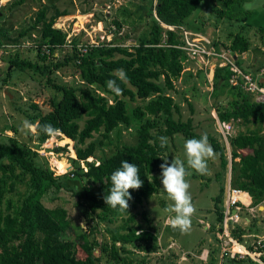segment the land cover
I'll return each instance as SVG.
<instances>
[{"label": "trees", "instance_id": "1", "mask_svg": "<svg viewBox=\"0 0 264 264\" xmlns=\"http://www.w3.org/2000/svg\"><path fill=\"white\" fill-rule=\"evenodd\" d=\"M203 1L141 0L137 10L139 20L145 21V33L138 38L137 43L128 46L109 42L84 44L86 50L81 52L77 47L81 35L72 38V55L53 66L57 69L74 60L83 83L60 85L51 82L49 78L48 83L59 96L50 98L48 111L38 112L30 116L28 121H38L41 125L51 124L60 129L63 137L75 142L76 158L73 160L72 171L84 181L83 187L75 192L76 202L84 218L89 221L96 217L99 221L110 223L118 217L129 215L122 226L127 231L119 236L113 235L110 244L98 243L94 228L74 229L71 238L68 234L71 223L66 209L49 208L42 201L47 192L62 187L60 176L55 174L48 160L36 148L15 136L0 134V264H96L100 260V256L94 254L98 247L101 251H109L112 259L110 264H120V249L123 252L127 249L117 246V241L130 245L144 240L155 241V233L148 228L142 229L140 235L136 236L141 225L135 223L133 210L142 206L158 190L162 158L171 162L165 157L169 142L162 148L159 137L165 136L172 140L175 134H181L187 139H199L201 136L195 132L191 115L182 118L180 105L169 92H177V82L185 83L194 76L189 69L186 70L189 56L176 45L183 43L182 29L194 32L199 29L188 19L203 5ZM24 2L10 0L7 3L14 7ZM223 4L225 9L220 10V16L242 23L249 17L250 12L243 10V0H224ZM46 13L45 8L39 9L31 25V28L43 25L41 40L37 42L41 59L48 56L42 47L46 46L51 51L49 55L54 56L59 48L67 44L66 32L56 28L54 23L57 17L68 13L55 10L48 20ZM1 22L2 16L0 26ZM113 23L118 29L122 26L119 20H113ZM241 27L244 28L243 24ZM230 38L229 48L236 57L249 50L250 40L242 30ZM10 42L0 35V48ZM9 62L18 68L26 64L30 68L39 69L37 64L18 60L16 56L9 58ZM235 62L243 73L252 72L237 59ZM117 69L125 70L128 77L126 82L117 79ZM203 71L202 67L197 70L196 81L203 79ZM232 74L228 65L216 67L209 97L216 106L220 123L243 124L246 130L230 135V160L226 148L214 136L207 134V137L219 156L221 167L227 169L230 162L231 185L246 191L251 196L252 205L256 206L264 202V102L256 100L255 94L246 89L240 77L236 78L234 84L231 81ZM252 76L255 78V74ZM110 79L116 80L122 89L121 95L108 91L112 95L111 102L93 87H107ZM193 86H196L195 81ZM120 96L130 100L139 98L144 100V104L136 106L132 115H129L126 102ZM185 100L192 113V103ZM132 117L139 123L134 144H124L98 161L87 160L96 150L93 141L85 145L87 139L93 138L96 133L108 138L109 133L120 124H130ZM81 119H84L82 125ZM29 137L36 147L49 138L42 132L39 135L29 132ZM122 160L136 164L140 169V179L144 182L140 189L129 190L132 195L128 209L130 214L114 210L104 201V196L109 194L111 188V173L120 167ZM20 186H23V191H19ZM220 187V194L215 197L216 204L221 202L223 186ZM243 196H246L245 193H242ZM218 214L221 221V209ZM144 218L149 222L146 215ZM77 248L85 253V257H76ZM155 248L154 245L147 246L146 253ZM258 251L263 252L259 256L264 260V245L259 246ZM246 259H231V263L257 264Z\"/></svg>", "mask_w": 264, "mask_h": 264}, {"label": "rangeland", "instance_id": "2", "mask_svg": "<svg viewBox=\"0 0 264 264\" xmlns=\"http://www.w3.org/2000/svg\"><path fill=\"white\" fill-rule=\"evenodd\" d=\"M9 1L0 2V16H2L0 35L4 36L5 40L12 42L0 48V134L15 136L28 143L31 147L36 148L37 152L48 160L55 174L60 176L59 181L62 187L58 190L53 189L47 192L43 196L42 201L49 208L63 207L66 209L71 223L68 231L69 236L73 238L74 229L79 231L81 229L94 228L97 242L110 244L113 241V235L119 236L126 233L127 230L122 228V226L127 222L129 215L118 217L110 223L99 221L96 217L87 221L81 213V208L77 204L75 196V192L84 185L82 178L72 171L73 160L76 158L75 142L73 140L64 141L63 135L59 133L55 137H49L36 147L34 141L29 137L30 131L23 129L22 122L29 120L30 116L38 112L48 111L50 109V98L59 96L48 83L47 80L49 78L51 82L60 85H80L83 83L80 81L74 60H70L66 65L57 69L53 66L54 63L64 62L65 57L72 55V38L74 36L81 35L80 42L77 44L79 51H83L84 44L99 45L102 42H109L128 46L137 43L138 38L145 33L146 28L145 21L139 20V11L137 10L141 0H25L23 4L14 7L7 3ZM223 3L224 0H204L203 5L194 11L188 19L192 25L199 27L196 30L197 32L192 31V35L189 37L193 38V36L197 35V40L201 38L209 39L211 47L216 50H227L231 41L230 36L242 30L250 40V48L237 56V60L241 62L243 67L252 70L250 74H255L254 80L258 84H264V74L260 73V71L258 73L259 68L264 66V0H243V10L250 12L244 23L233 18L228 19L220 16V10L225 9ZM246 4L249 5L247 9L244 7ZM42 7L47 10L46 20L54 14L55 10H65L68 13L57 17L54 23L56 28L66 32L67 44L56 51V56H50L51 51L45 49L43 52L48 55L45 59H41L38 56L39 46L37 44L41 40L40 34L43 25L39 24L35 28H31L38 10ZM113 20H119L122 22V26L118 29ZM242 24L243 29L241 27ZM189 32H191V29ZM21 33L23 35H20ZM12 56H16L18 60L24 62L37 64L39 69L30 68L26 64L22 68L10 65L9 58ZM195 57L197 59L189 57V61L186 64L188 66L186 70L189 69L192 72L193 78L187 79L185 83L177 82L175 84L177 92L170 91L169 93L180 105L182 118L186 119L191 115L194 120L195 132L200 135L209 134L214 136L218 143L226 148V155L229 158L230 135L240 130L244 131L246 127L243 124L233 125L232 123H225L229 125V128L226 129L219 122L216 106H214L212 98L209 97L216 61L201 56ZM201 67L204 69V77L198 82L196 81V74ZM262 78L263 80H261ZM194 81L196 82L195 87L193 86ZM93 87L111 102L112 95L108 93V87L97 85ZM121 98L126 102L129 115H132V110L136 106L144 104V100L139 98L135 100H130L128 97ZM185 99L192 103V113ZM219 105L222 106L221 103ZM175 118H177V114H175ZM83 122L84 119H81L80 124L82 125ZM138 127V121L133 118L130 124H120L116 127L109 133L108 138H103L101 133L94 134L93 138L87 139L85 143L86 145L93 141L96 145L94 155L87 160L98 161L111 155L124 144H134ZM224 130H226L225 133ZM186 139L181 134H175L172 140L168 138L169 146L165 152V157L171 161L176 158L183 160V142ZM80 165L83 167V162ZM228 169L221 167L217 154L214 160L208 161L207 174L200 175L192 171L191 175L186 177L191 185L189 192L191 193L192 203L195 205L196 212L191 217V226L193 228L184 233L189 236L190 242L183 243L187 249H191L193 252L199 251V246L196 244L205 239L206 233L203 230V225L208 222L211 228H214V223L218 224L220 222L218 211L221 209L223 213ZM220 186H223V193L221 202L216 204L215 197L220 194ZM19 191H23V186L19 187ZM165 196L166 193L163 191L162 184H160L158 190L142 206L133 210L136 216L135 223H139L141 228L152 230L155 227L153 234L155 233L154 235L156 236L154 241L156 244L150 240H144L138 244L132 243L131 245L117 241V246L127 249L126 252L120 249L119 253L122 258V261H119L120 264H169L176 259L175 256L180 254L178 251H174L176 244L167 241L162 231L156 233L157 224H161L166 215L169 218L174 216V213L164 211L167 204L170 203V201L165 199ZM259 206L264 207V202L254 206L253 213H247L246 210L243 211L245 217H251L249 218L252 221V226L264 216V208L258 209ZM144 215L149 218V222L146 221ZM199 220L204 222L199 223ZM82 221L85 225H80ZM141 228L140 231L142 230ZM158 228L160 229V227ZM167 228L171 229L169 226ZM216 230L217 228L215 232ZM239 231L237 229L235 234H238ZM247 231L249 232V230ZM160 233L163 235L162 237ZM261 235L263 236L264 232ZM246 239L249 240V243L253 240L252 237ZM243 243L246 244L245 241ZM146 245H154V248H156L146 253ZM248 246L250 249L253 246H259L257 239H254L253 243ZM226 253L225 259L223 261L220 260L223 264H227V261L231 263V259L247 260L246 258L257 264H260L258 259L264 262L260 256L258 258L255 252V259L248 255L243 258H231L230 253ZM94 254L100 256V260L96 264H110L112 260L109 251H101L99 247L96 248ZM259 254L263 253L259 252ZM186 256V254H183L179 255L178 258L184 261L187 258ZM76 257L83 258L85 253L80 248H77Z\"/></svg>", "mask_w": 264, "mask_h": 264}, {"label": "clouds", "instance_id": "3", "mask_svg": "<svg viewBox=\"0 0 264 264\" xmlns=\"http://www.w3.org/2000/svg\"><path fill=\"white\" fill-rule=\"evenodd\" d=\"M0 2H4V0H0ZM244 7L247 9L249 5L246 4ZM115 75L121 82H126L128 80L124 69H117ZM107 87L116 95L122 94V89L118 86L116 80L110 79L107 81ZM22 127L24 130L30 131L36 135L42 132L46 136L55 137L60 133V129L55 128L53 125L48 123L41 125L38 121L33 123L24 120L22 122ZM159 140L162 148L168 143V138L165 136L159 137ZM183 152V160L176 158L169 163L167 159L162 158L163 162L159 167L161 169L160 180L162 188L166 193L165 199L170 201L164 211L167 213H174V216L169 220V226L173 229H178L181 233H187L190 230L191 217L195 214L196 208L192 203L191 193L189 192L191 185L186 177L190 176L192 171L200 175L207 174L208 161L214 160L217 154L209 143L207 134H202L199 139H186L183 142ZM228 164L229 169H227L229 173L227 183L229 181L231 184L230 162ZM110 180L111 188L109 194L104 196L105 204L121 213L125 211L128 212L129 200L132 199L129 190H138L144 183L143 180L140 179L139 167L134 163H128L122 160L120 167L111 173ZM241 191L249 195L246 191ZM249 197L251 196L249 195ZM250 204H252V201ZM80 225L85 224L82 221ZM139 235L140 232H136V236Z\"/></svg>", "mask_w": 264, "mask_h": 264}, {"label": "built area", "instance_id": "4", "mask_svg": "<svg viewBox=\"0 0 264 264\" xmlns=\"http://www.w3.org/2000/svg\"><path fill=\"white\" fill-rule=\"evenodd\" d=\"M169 28L173 29V27ZM181 32L183 33V43L181 45H176L177 47L184 50L189 57L194 59H197L195 56L214 59L216 61V67H222L227 65L230 66V70L233 72L231 76V81L235 84L237 80L236 78L240 77L243 80V84L246 89L255 94L256 100L264 102V84H258L251 74H245L239 69L235 62L237 57L233 53V51L230 50V48H227V50H216L214 47H211V41L209 39L201 38L200 40H197V35L193 36V38L189 37L190 35H192V31L189 32V30L187 31L185 29H182ZM45 49L48 50L46 46L43 47V51H45ZM85 50L86 45L83 46V51L81 52H84ZM259 71L260 73L264 74V66L258 70V73ZM222 126L226 129L229 128V125L225 123H222ZM225 132L226 130H224V133ZM242 193L243 192L240 189L232 186L228 181L225 188V198L223 201V217L222 220L219 222L218 228L216 230V238L220 243L219 248L221 250L222 255L226 256V252H228L230 253L231 258H243L245 255H248L249 257L255 259L256 253L259 258L258 247L261 244L260 241H257L259 246H253V248L251 249L247 247L244 248L238 243L237 245L240 246L243 250L232 248V245L236 243V240L232 237L231 234H235L236 227L240 225V220L242 218V211L244 207L250 205L243 202ZM252 254H254V256H252ZM258 263L264 264V262H262L260 259H258Z\"/></svg>", "mask_w": 264, "mask_h": 264}, {"label": "crops", "instance_id": "5", "mask_svg": "<svg viewBox=\"0 0 264 264\" xmlns=\"http://www.w3.org/2000/svg\"><path fill=\"white\" fill-rule=\"evenodd\" d=\"M246 196H243L242 200L244 199L247 201L246 204H250L251 197L245 193ZM248 198V199H247ZM250 201V202H249ZM249 202V203H248ZM257 206V205H256ZM264 208L262 206H259L258 209ZM246 210L247 213H253L254 212V206L252 204L248 205L247 207H244L243 211ZM242 211V218L240 220V225L236 227V230L239 229L240 231L238 234H231L232 237L236 240V243L232 245V248H237L238 250H243L240 246L237 245L240 244L244 248L247 247L249 244L253 243L254 239H257V241H261L260 246L264 245V235L261 234L264 232V216L256 221V224L252 226V221L250 220V216L245 217L243 215ZM166 215V214H163ZM254 215V214H253ZM250 217V218H249ZM169 216L166 215L165 219L162 221L161 224H157V232H161L166 238L167 241H170V243L176 244V247H174V251H178L180 254H178L175 260H172L169 264H223L222 261L225 259V255L221 254V250L219 248L220 243L218 239L216 238V232L215 229L218 228L219 223H214V228H211V225L206 222L205 225H203V230L205 231V239L203 241L198 242L196 245L199 246L198 252H193L191 249H187L184 246L183 242H190L189 236L187 234L181 233L178 229H173L169 226ZM151 221H153L151 219ZM199 223L204 222L203 220H199ZM151 224V222H150ZM217 225V226H216ZM170 227L171 229L167 228ZM160 227V229L158 228ZM155 228V227H154ZM154 228H152V233L154 232ZM193 228L192 226L190 229ZM143 229V228H141ZM147 229V228H144ZM162 229V230H161ZM235 230V231H236ZM249 230V232L247 231ZM255 230V231H254ZM138 230L137 232H139ZM190 231V230H189ZM248 232V233H247ZM237 233V232H236ZM161 233V237L163 236ZM252 237V241L249 243V240L246 238ZM240 239V240H239ZM242 240V241H241ZM239 241V242H238ZM245 241L246 244L243 243ZM249 243V244H248ZM238 246V247H237ZM253 248V247H251ZM183 251V253H181ZM259 253V251H258ZM263 253V252H262ZM186 254L187 258L183 260H179L178 256ZM262 255V254H261ZM209 258V259H208ZM222 260V261H220ZM204 261V262H202ZM152 264V263H149ZM227 264H235L230 263V261H227Z\"/></svg>", "mask_w": 264, "mask_h": 264}, {"label": "bare ground", "instance_id": "6", "mask_svg": "<svg viewBox=\"0 0 264 264\" xmlns=\"http://www.w3.org/2000/svg\"><path fill=\"white\" fill-rule=\"evenodd\" d=\"M68 22V21H67ZM64 23H65V21H64ZM69 23V22H68ZM68 27V26H67ZM64 138V141H68L69 139L68 138H66V137H63ZM62 165V164H61Z\"/></svg>", "mask_w": 264, "mask_h": 264}]
</instances>
